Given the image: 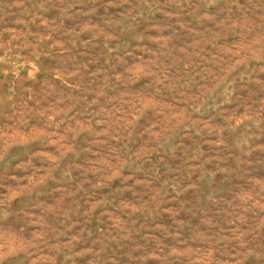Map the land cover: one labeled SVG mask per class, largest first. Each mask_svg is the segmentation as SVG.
Returning a JSON list of instances; mask_svg holds the SVG:
<instances>
[{
  "label": "rangeland",
  "instance_id": "obj_1",
  "mask_svg": "<svg viewBox=\"0 0 264 264\" xmlns=\"http://www.w3.org/2000/svg\"><path fill=\"white\" fill-rule=\"evenodd\" d=\"M0 264H264V0H0Z\"/></svg>",
  "mask_w": 264,
  "mask_h": 264
}]
</instances>
